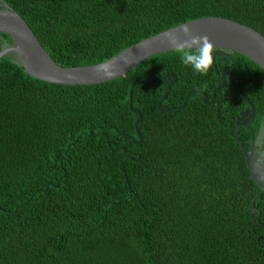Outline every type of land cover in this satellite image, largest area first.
<instances>
[{
	"label": "trees",
	"instance_id": "1",
	"mask_svg": "<svg viewBox=\"0 0 264 264\" xmlns=\"http://www.w3.org/2000/svg\"><path fill=\"white\" fill-rule=\"evenodd\" d=\"M18 12L56 63H103L128 47L203 17L228 18L264 36V0H1ZM13 45L0 33V51ZM218 56L207 75L176 51L96 85L29 76L0 59V264H264V193L250 178L235 127L246 103L264 120V70ZM250 133L240 130V138ZM254 208L257 211L252 214Z\"/></svg>",
	"mask_w": 264,
	"mask_h": 264
},
{
	"label": "water",
	"instance_id": "2",
	"mask_svg": "<svg viewBox=\"0 0 264 264\" xmlns=\"http://www.w3.org/2000/svg\"><path fill=\"white\" fill-rule=\"evenodd\" d=\"M183 24L188 25L192 30L193 36H207L214 44L213 66L216 73H218V56H223L233 62L234 56L232 53H238L249 58L264 70V36L257 30L240 22L216 16L198 18ZM180 25L136 43L103 63L91 66L63 67L54 61L24 18L18 12L14 11L11 6L3 3V8L0 9V33L9 35L13 40V45H9L0 51V59L10 53L16 54V64L22 65L29 76L44 82L67 86L96 85L110 82L126 75L153 56L175 51L169 45L166 34L172 33L178 43H183L185 40L190 39V37L184 35L179 28ZM220 75L221 83L213 90L211 100L204 92L191 90L187 94L184 103L179 107H163L172 87L177 82L176 75L165 74L135 83L130 89L129 103L132 112L137 115L135 128L139 140L132 136L126 137L125 140H132L135 144H140L142 142V135L138 130V125L143 120L142 114L139 110L133 109L132 106L133 92L137 85L152 80L170 79L166 92L158 103V109L162 113L183 109L193 94L202 95L203 102L206 105H213L217 100V93L228 85L232 97L243 98L250 106V109L242 113L240 120H243L250 112H252V120L247 124H241L239 122L236 125L235 138L244 152L247 166L250 171V178L255 182L261 193H264V152L256 158L255 138L252 137V145L251 148L248 149L239 136L241 128H246L252 132L251 124L256 114L254 104L250 101L248 96L234 91L233 75L230 69L223 70ZM255 212L256 209L252 211V214Z\"/></svg>",
	"mask_w": 264,
	"mask_h": 264
},
{
	"label": "clouds",
	"instance_id": "3",
	"mask_svg": "<svg viewBox=\"0 0 264 264\" xmlns=\"http://www.w3.org/2000/svg\"><path fill=\"white\" fill-rule=\"evenodd\" d=\"M179 28L190 39L178 43L175 36L168 33L166 35L169 45L179 53L180 62L185 67H191L195 73L207 75L214 64V44L207 36H193L187 24H182Z\"/></svg>",
	"mask_w": 264,
	"mask_h": 264
},
{
	"label": "flooded vegetation",
	"instance_id": "4",
	"mask_svg": "<svg viewBox=\"0 0 264 264\" xmlns=\"http://www.w3.org/2000/svg\"><path fill=\"white\" fill-rule=\"evenodd\" d=\"M244 102L246 103V107L242 110V112H240L239 118H237L236 125L239 122L241 124H247L249 121L252 120V112H250L243 120H240L242 113H244L246 110L250 109V106L248 105V103L245 100H244ZM254 107H255V105H254ZM255 110H256V108H255ZM256 117H257V111H256V114H255V118H254V120H253V122L251 124V130H252V132L249 131V130H247L246 128H244L245 130H247L250 133V137L247 138V136H246V138H245V140L248 142V145L249 146L245 145V143L242 140L241 141L244 143V145L248 149H250L251 148V145H252V137L255 138V140H256L255 157L257 158L262 152H264V120L260 124V127H259L258 131L255 132V130H256L257 126H258V124L256 123ZM241 129H243V128H241ZM239 136H240V133H239ZM254 209H256V208H254ZM256 211H257V209H256Z\"/></svg>",
	"mask_w": 264,
	"mask_h": 264
}]
</instances>
